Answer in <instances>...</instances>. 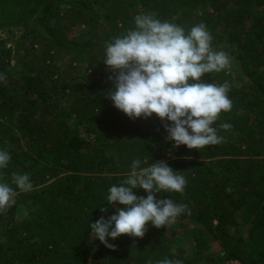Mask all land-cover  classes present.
<instances>
[{
    "label": "trees",
    "instance_id": "1",
    "mask_svg": "<svg viewBox=\"0 0 264 264\" xmlns=\"http://www.w3.org/2000/svg\"><path fill=\"white\" fill-rule=\"evenodd\" d=\"M206 6L211 13L201 12ZM148 13L185 32L203 23L234 49L244 86L224 70L202 77L230 85L233 107L215 122L222 143L176 147L166 139L170 121L133 120L107 98L114 73L103 62L106 44ZM15 29L23 33L14 47L0 39V150L11 156L0 182L18 192L0 213V264H264V0H0V32ZM136 159L140 168L165 161L182 171L184 191L156 199L187 210L166 228L149 222L143 238L108 237L112 250L90 224L123 207L108 203L109 188ZM13 173L28 174L32 190L21 192Z\"/></svg>",
    "mask_w": 264,
    "mask_h": 264
},
{
    "label": "clouds",
    "instance_id": "2",
    "mask_svg": "<svg viewBox=\"0 0 264 264\" xmlns=\"http://www.w3.org/2000/svg\"><path fill=\"white\" fill-rule=\"evenodd\" d=\"M212 35L206 25L193 26L190 31L175 23L157 19L155 13L137 15L135 28L106 44L103 62L112 70L114 88L106 95L114 106L129 118H150L153 114L165 123L169 135L166 139L179 147L203 149L222 143L215 122L221 112L233 107L228 97L230 85L205 83L202 77L219 73L231 67L224 51L213 50ZM5 79L0 75V80ZM224 130L228 123L220 125ZM11 160L7 151L0 150V169H6ZM141 161L132 162L131 172L120 184L109 188L107 201L116 214L103 216L91 223V235L106 247L115 250L108 242L122 236L143 238L149 222L159 228L174 224L187 210V205L175 204L172 199H156L157 193L175 191L182 193L186 178L182 171H174L165 161L140 168ZM12 183L21 192L33 188L28 174H12ZM135 189L148 194L138 196ZM18 192L8 183L0 182V213L16 205ZM108 207L100 208L107 212ZM159 264H179L167 258Z\"/></svg>",
    "mask_w": 264,
    "mask_h": 264
},
{
    "label": "rangeland",
    "instance_id": "3",
    "mask_svg": "<svg viewBox=\"0 0 264 264\" xmlns=\"http://www.w3.org/2000/svg\"><path fill=\"white\" fill-rule=\"evenodd\" d=\"M201 12L204 13H211L212 9L210 6H206L201 8ZM23 29H15L13 32L9 33L7 31H1L0 32V39L4 41V45L7 47H14L16 40L22 35ZM211 46L213 50L215 51H224L228 54L230 61H231V67L229 69L224 70L225 72L229 73L234 80V84L236 87H242L247 83V78L244 74V72L240 69L239 63L235 56L234 49H225L226 48V41L219 42L217 38L213 37ZM27 209L26 208H20L17 211V216L21 219L24 218L26 215ZM248 227L246 225L241 226V233L246 236ZM185 234V239L187 238ZM191 246V240L190 237L185 241V248H188ZM186 255L191 257L193 255V251H187ZM220 257H222V254H219Z\"/></svg>",
    "mask_w": 264,
    "mask_h": 264
},
{
    "label": "built area",
    "instance_id": "4",
    "mask_svg": "<svg viewBox=\"0 0 264 264\" xmlns=\"http://www.w3.org/2000/svg\"><path fill=\"white\" fill-rule=\"evenodd\" d=\"M224 264H242V263L239 262L238 260H228Z\"/></svg>",
    "mask_w": 264,
    "mask_h": 264
}]
</instances>
